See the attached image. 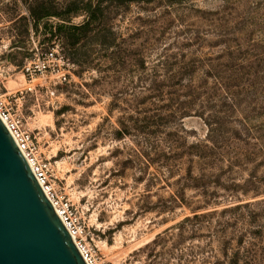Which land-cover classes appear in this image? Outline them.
I'll list each match as a JSON object with an SVG mask.
<instances>
[{
	"label": "rangeland",
	"instance_id": "obj_1",
	"mask_svg": "<svg viewBox=\"0 0 264 264\" xmlns=\"http://www.w3.org/2000/svg\"><path fill=\"white\" fill-rule=\"evenodd\" d=\"M34 1L0 0V94L98 262L247 264L251 244L264 264V0H89L109 28L77 53L53 36L59 19L36 23ZM74 1L39 0L59 14ZM53 49L75 62L70 82L25 79ZM150 74L170 93L154 105Z\"/></svg>",
	"mask_w": 264,
	"mask_h": 264
},
{
	"label": "water",
	"instance_id": "obj_2",
	"mask_svg": "<svg viewBox=\"0 0 264 264\" xmlns=\"http://www.w3.org/2000/svg\"><path fill=\"white\" fill-rule=\"evenodd\" d=\"M0 264H86L1 119Z\"/></svg>",
	"mask_w": 264,
	"mask_h": 264
},
{
	"label": "built area",
	"instance_id": "obj_3",
	"mask_svg": "<svg viewBox=\"0 0 264 264\" xmlns=\"http://www.w3.org/2000/svg\"><path fill=\"white\" fill-rule=\"evenodd\" d=\"M58 49L50 50L41 56L38 55L36 58L27 62L23 68L24 78L32 83L37 79L50 76L54 78V84L56 86L69 83L73 75L72 69H74V66L60 54ZM0 119L21 150L45 195L74 240L86 264H100L94 250L87 244L86 230L81 223L76 208L69 201L60 198L54 192L48 180L45 170L46 166L39 161L35 152L34 138L24 129L21 117L14 112L9 99L5 98L2 94H0Z\"/></svg>",
	"mask_w": 264,
	"mask_h": 264
},
{
	"label": "trees",
	"instance_id": "obj_4",
	"mask_svg": "<svg viewBox=\"0 0 264 264\" xmlns=\"http://www.w3.org/2000/svg\"><path fill=\"white\" fill-rule=\"evenodd\" d=\"M151 1L153 0H148L147 2L151 3ZM53 7L54 6L51 3L47 4L45 2H39V0H35L33 2V5H31L30 11L36 23L48 18H57L62 22L61 24L57 25L55 31H53L52 28L51 32L53 33V36H57L63 41V48L67 50H71L77 53L79 48L89 36L97 35L98 37H101L103 33H107L106 29L109 28L107 22L109 20L104 17L103 2H99L97 5H94L89 0H76L68 4V6L66 7V12L63 14L55 12V8ZM105 11L107 12V9H105ZM79 16L85 17L84 22L79 25L73 24L74 18H77ZM114 45L115 42L113 40L107 43L105 39L101 40V43L99 44L100 48L105 53H107L110 50L111 46ZM64 57L74 67H77L75 62L72 61L70 57L65 54ZM142 66L146 68L145 64H142ZM170 80L171 78L167 79V81ZM167 87V82H161L157 74L147 75V83L144 84V91L147 93L143 101L144 104L149 103L150 105H154V102L164 101L167 95L170 94L169 92H167ZM161 120L163 122V119ZM252 206L249 204L238 205L224 210L223 213L226 214L240 212ZM216 214L217 212L203 215H195L193 218H187L185 221L179 223L177 227L179 231L182 232L185 224H187L188 222H192L193 220H200L203 218H210L211 216ZM168 232L169 230L165 232V234H168ZM161 240L162 237L158 236L157 239L152 242V244L147 246V249L152 250L160 243ZM255 247L256 246L251 244L249 246V249L247 251V254L249 256H247V264H258V262H260V256L258 255V252L254 251ZM240 262V254L237 253L233 256V258L229 261L228 264H240Z\"/></svg>",
	"mask_w": 264,
	"mask_h": 264
}]
</instances>
